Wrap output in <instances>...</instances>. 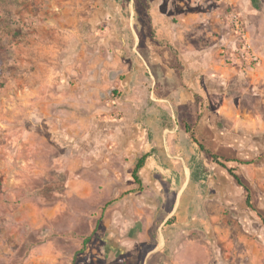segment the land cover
<instances>
[{"label":"crops","instance_id":"0c3cea01","mask_svg":"<svg viewBox=\"0 0 264 264\" xmlns=\"http://www.w3.org/2000/svg\"><path fill=\"white\" fill-rule=\"evenodd\" d=\"M216 1L82 0L87 23L67 20L62 47L38 48L16 93L14 108L28 105L35 128L75 156L70 194H112L104 264H136L143 250L145 264H264V21L241 15L259 62L233 65L242 44L224 9L250 2ZM194 170L207 174L196 197Z\"/></svg>","mask_w":264,"mask_h":264},{"label":"rangeland","instance_id":"374dc122","mask_svg":"<svg viewBox=\"0 0 264 264\" xmlns=\"http://www.w3.org/2000/svg\"><path fill=\"white\" fill-rule=\"evenodd\" d=\"M249 2L224 9L226 27L231 11L248 20L245 11L255 9L264 21V0ZM82 4V0H0V42L4 48L0 51V264L105 262L98 259L96 252L101 236L109 237L112 233L111 227L104 226L100 219L112 194L93 192L95 188H90L92 191L86 193V198L72 196L71 188L67 187L73 177L71 167L76 162L71 149L52 139L43 124L35 128L26 111L28 105L21 113L14 108L18 90L30 86L29 66L41 61L35 58L41 50L38 48L62 47L66 30L73 25L67 20L78 26L87 23L88 18L84 20L81 11L77 13ZM67 7L76 9L64 14ZM63 15L66 19L61 20ZM52 23H57L58 28H44ZM221 48H226L227 53L231 50L223 42L216 49ZM20 73L24 76L21 83ZM42 119L41 116L39 122ZM158 126L154 124L155 129ZM186 147L183 141L182 148ZM255 163L253 159H245L250 168ZM250 174L247 168L242 178L252 187ZM87 177L99 180L92 169ZM186 182L190 188L188 195H194L196 188H205L207 174L205 170H194ZM146 251H142L136 264H145Z\"/></svg>","mask_w":264,"mask_h":264},{"label":"built area","instance_id":"2783aa9c","mask_svg":"<svg viewBox=\"0 0 264 264\" xmlns=\"http://www.w3.org/2000/svg\"><path fill=\"white\" fill-rule=\"evenodd\" d=\"M219 3H224L225 0H217ZM228 25L232 30L233 34L241 41V54H234L231 56V62L233 65H238L242 61L247 63L249 66H253L259 62V58L255 53L254 45L252 43L251 36L248 32V27L241 16L237 11H231L228 14ZM226 57V58H225ZM224 58L226 60L227 56ZM111 117H119V115H114Z\"/></svg>","mask_w":264,"mask_h":264},{"label":"trees","instance_id":"16d2710c","mask_svg":"<svg viewBox=\"0 0 264 264\" xmlns=\"http://www.w3.org/2000/svg\"><path fill=\"white\" fill-rule=\"evenodd\" d=\"M0 51H1V52L4 51V48H3L2 44H1V42H0ZM0 65H2V61H1V60H0ZM141 166H142V163L140 162V163L138 164L137 168H136L135 173H134V178L136 179V181H138L137 176H136V172H137V169L141 168Z\"/></svg>","mask_w":264,"mask_h":264}]
</instances>
